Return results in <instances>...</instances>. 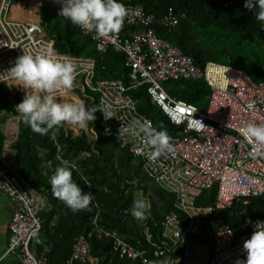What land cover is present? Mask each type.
Returning a JSON list of instances; mask_svg holds the SVG:
<instances>
[{
    "label": "built area",
    "instance_id": "1",
    "mask_svg": "<svg viewBox=\"0 0 264 264\" xmlns=\"http://www.w3.org/2000/svg\"><path fill=\"white\" fill-rule=\"evenodd\" d=\"M45 4L57 11L62 7L60 0H0V84L10 87L12 98L20 94L15 106L25 93L4 72L23 52L38 54L52 49L55 60L69 61L75 70L72 88L58 93L59 98L67 102H85V97L92 99L95 94L105 136L119 135L122 126L131 127L135 122L150 121L155 127L153 119L139 110V99L134 95L143 86L151 102L163 110L172 125L182 128L176 131L179 138L173 141V151L156 159L151 158L152 149L142 137L131 133L119 135L122 146L129 147L142 160L149 179L175 196V206L181 212L173 211L165 216L163 241L151 242V248L137 246L118 229L103 224L96 188L90 178L82 175L84 192L94 195L92 204L96 211L91 218L92 229L77 237L65 264H99V258L92 255V240L105 238L111 240L113 250L121 258L140 264H189L190 259L196 264H235L237 259L245 260L247 253L243 244L251 237L254 224L264 217L241 208L239 213L245 220L243 226L234 229L225 218L212 219L211 215L230 209L238 199L243 198L246 204L250 197L264 193V146L255 145L239 131L246 122L264 124V81L256 82L246 71L228 64L197 63L194 56L160 35L156 27L160 22L170 30L176 29L180 13L170 7L158 17L138 3L124 4L126 16L118 33L96 40L92 31L81 28L83 34L91 37L99 53L104 54L111 47L125 53L127 80L98 78L95 57L55 50V39L47 33L42 22ZM177 79L208 82L211 94L205 110L166 90L164 82ZM105 109L111 111L113 117L105 119L102 113ZM11 118L12 124L5 128L3 166L0 165V191L13 203L7 253L14 254L21 264H47L45 252L38 255L32 249V241L45 222L42 212L48 197L14 172L17 167L14 143L18 138L20 116ZM194 118L206 126L197 128ZM85 132L91 140H97L93 127L88 125ZM56 144V158L70 160L74 169H81L77 158L66 156L64 145L57 141ZM214 186L217 187L215 203L199 205V195ZM53 222L51 220V224ZM143 226L147 229L148 220ZM146 235L151 238L149 232ZM192 235H203L207 240L201 241ZM202 247L206 252L204 263L201 262Z\"/></svg>",
    "mask_w": 264,
    "mask_h": 264
},
{
    "label": "trees",
    "instance_id": "2",
    "mask_svg": "<svg viewBox=\"0 0 264 264\" xmlns=\"http://www.w3.org/2000/svg\"><path fill=\"white\" fill-rule=\"evenodd\" d=\"M122 2L141 4L148 13L158 17L173 7L180 13V23L174 30L160 22L156 23L160 35L202 63L214 61L239 67L254 81H264V22L257 21L254 13L244 7L245 0ZM42 22L48 34L56 39V51L95 57L98 78L128 79L123 52L111 47L108 52L99 53L93 40L83 34L79 26L61 18L59 11L48 4L43 6ZM164 86L171 95L194 103L203 110L208 106L211 87L205 79L168 80L164 82ZM134 95L139 99V110L153 119L155 127L166 130L173 141L177 140L179 134L163 110L151 102L146 87H140ZM19 99V93L12 98L10 87L6 83L0 84V112L4 114L0 118L1 166L6 137L3 124L11 117L20 116L15 110V102ZM92 99L85 97L86 106H96L100 109L97 96L95 100ZM95 115L97 119L88 125L93 127L98 136L97 140H91L85 130L75 134L67 124L53 140L50 135L32 131L21 118L19 120L18 138L14 143L17 149V167L14 172H18L30 185L48 197L46 209L42 212L45 222L32 241V249L38 255L45 252L47 264H65L72 254L77 237L92 229L91 218L96 211L92 204L91 210L72 212L63 201L53 195L49 179L55 166L61 162L55 155L56 141L64 145L66 156L77 158L81 169H73V179L83 191L82 175L92 180L98 195L102 223L109 228L118 229L131 243L150 246L146 232L150 233L153 241L162 242L165 216L173 211L181 212L175 206L174 194L149 179L143 171L142 160L136 157L129 147L122 146L119 135L105 136L101 111H97ZM216 197L217 187L214 186L203 191L197 202L199 205H212ZM136 199L151 202L150 215L145 219L148 220L147 229L142 226L145 220L139 221L131 215V208ZM241 208H246L249 213L256 211L257 215L264 217V193L250 197L246 204L243 198L238 199L230 209L216 211L211 218L223 217L232 228L238 229L243 226L245 220V216L239 213ZM51 220L54 221L52 224ZM192 237L201 241L207 240L203 235ZM92 255L99 258V264H140L129 258H121L113 250L111 240L107 238L92 240Z\"/></svg>",
    "mask_w": 264,
    "mask_h": 264
},
{
    "label": "clouds",
    "instance_id": "3",
    "mask_svg": "<svg viewBox=\"0 0 264 264\" xmlns=\"http://www.w3.org/2000/svg\"><path fill=\"white\" fill-rule=\"evenodd\" d=\"M60 3L59 16L70 20L73 25L92 31L96 40L118 33L126 16L122 0H60ZM244 7L254 13L257 21L264 22V0H245ZM4 73H8L17 87L24 90L23 100L15 106L23 123L36 133L50 135L53 140L65 124L85 129L89 122L92 124L97 119L95 113L101 111L96 106L87 107L83 100L67 102L59 98L58 93L72 88L75 70L71 62L55 60L52 49L38 54L23 52ZM102 113L105 119L113 117L112 112L106 109ZM193 123L197 128L206 126L196 118ZM239 131L255 145L264 146V124L246 122ZM128 133L143 138L144 143L152 149V159L169 154L174 149L167 131L157 129L150 121L135 122L131 127L122 126L119 130L120 136ZM74 168L75 165L65 159L55 166L49 179L53 195L72 212L91 210L94 195L84 192L73 179ZM150 210V201L136 199L131 215L142 221L150 215ZM248 222L251 223L250 220ZM243 248L247 258L237 259L235 264H264V220L254 224V231L244 242Z\"/></svg>",
    "mask_w": 264,
    "mask_h": 264
},
{
    "label": "crops",
    "instance_id": "4",
    "mask_svg": "<svg viewBox=\"0 0 264 264\" xmlns=\"http://www.w3.org/2000/svg\"><path fill=\"white\" fill-rule=\"evenodd\" d=\"M55 50H56V39H55ZM117 51H119V50H117ZM58 52H60V51H58ZM66 53H68V52H66ZM70 54H72V53H70ZM72 55H75V54H72ZM76 56H87V55H76ZM87 57H93V56H87ZM12 213H13V203H12L11 199L7 195H5L4 193L0 192V264H21L20 260L14 254H8L7 253L8 244H9L10 235H11V232H10L9 227H8V223H9V220H10ZM142 226H143V224H142ZM150 237H151V235H150ZM148 241L150 242L151 245L145 246V247L151 248V246H152L151 242H156V241H153L152 238L148 239ZM137 246H143V245H137Z\"/></svg>",
    "mask_w": 264,
    "mask_h": 264
},
{
    "label": "rangeland",
    "instance_id": "5",
    "mask_svg": "<svg viewBox=\"0 0 264 264\" xmlns=\"http://www.w3.org/2000/svg\"><path fill=\"white\" fill-rule=\"evenodd\" d=\"M55 20H56V19H55ZM82 96H83V94H82ZM18 101H20V99H19ZM3 116H4V114H2V113L0 112V118H2ZM11 124H12V118H9V119L6 120L5 124H3V126H4V128H6V127H9ZM71 127H73V128H71V129H73V130L75 131V133H77V134L80 133L81 130H82V129H80V128L76 127V126H73V125H71ZM85 130L88 131V127L85 128ZM143 171H144V170H143ZM0 192H1V191H0ZM1 193H3V192H1ZM143 196H144L145 198H147V196H145L144 194H143ZM144 197H143V198H144ZM11 254H12V253H11ZM205 260H206V252H205L204 248L202 247V249H201V262L204 263ZM189 264H196V262H195V260L190 259V260H189Z\"/></svg>",
    "mask_w": 264,
    "mask_h": 264
},
{
    "label": "water",
    "instance_id": "6",
    "mask_svg": "<svg viewBox=\"0 0 264 264\" xmlns=\"http://www.w3.org/2000/svg\"><path fill=\"white\" fill-rule=\"evenodd\" d=\"M196 61H197V63H199V64H201V65L203 64L199 59H196ZM172 127L175 128L176 131L182 129L181 127H174V125H172Z\"/></svg>",
    "mask_w": 264,
    "mask_h": 264
}]
</instances>
